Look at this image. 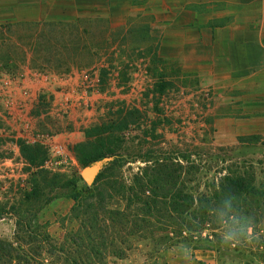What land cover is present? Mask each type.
Masks as SVG:
<instances>
[{
    "label": "rangeland",
    "instance_id": "374dc122",
    "mask_svg": "<svg viewBox=\"0 0 264 264\" xmlns=\"http://www.w3.org/2000/svg\"><path fill=\"white\" fill-rule=\"evenodd\" d=\"M8 4L0 39L12 58L0 76L39 74L53 84L23 116L0 106V238L35 247L36 225L47 224L62 243L91 217L73 214L67 196L94 190L108 169L99 190L113 191L109 208H127L121 236L133 245L106 264H261L264 57L255 31L264 41V0ZM26 146L38 149L34 165ZM97 149L104 155L83 166ZM239 179L262 196L240 201L234 218L222 220L219 207L209 218L206 201ZM186 212L198 229L182 226ZM244 224L255 229L251 240L234 237ZM200 238L212 240L214 261L191 258L207 245Z\"/></svg>",
    "mask_w": 264,
    "mask_h": 264
},
{
    "label": "trees",
    "instance_id": "16d2710c",
    "mask_svg": "<svg viewBox=\"0 0 264 264\" xmlns=\"http://www.w3.org/2000/svg\"><path fill=\"white\" fill-rule=\"evenodd\" d=\"M2 40L0 39V65H4V62L6 63L12 58ZM37 150V148L25 147V153L29 155V162L32 165L35 163L33 154ZM96 151L97 154L81 160L83 166L90 165L104 155L101 150L97 149ZM106 171L108 169L103 170L97 176L93 187L94 190H82L67 196V198L75 201V206L72 209L73 214L78 212L77 214L91 215V217L81 220L78 230L71 234L69 233L63 242L60 243L48 232L47 224H38L35 227V247L33 246L34 244H30L20 238L15 243L0 238V264H42L41 260L43 256L54 258L58 264H106L104 260L108 257L123 258L126 251L133 245L132 241L121 236V233H126V227L129 225L130 220H128L129 217L126 214L127 208L121 209L120 206L109 208L108 203L113 198L112 190H99L100 182L106 179ZM246 189L242 179H239L236 183L223 186V190L220 191L219 195L206 201L210 204L205 212L208 213L209 218L214 217L213 214L216 212V208L219 207L221 208V213H223L222 220H229L230 216L231 218L236 217L234 214L241 213L242 210L239 208L240 201H244L247 197L262 196L258 190ZM90 197L92 202H89ZM147 199L148 197H144L143 204L151 210L149 208L150 203L146 202ZM231 200L237 201L235 206H229ZM84 207L86 208L85 212L81 210ZM42 208L40 206L39 209ZM186 213L182 226L191 227L194 225L193 227L198 229V222L196 217H193L194 214L190 212ZM206 223L209 226L211 225L210 221ZM112 226H115L116 229L113 230ZM248 227L249 225L244 224L241 229L242 231H237L238 235H234V237L246 236ZM188 230L192 232L196 231L194 228H188ZM112 232L115 234L114 236L110 235ZM212 237H215V235L213 234ZM226 237L234 239L230 235ZM243 238L240 237V240L243 241ZM194 242L206 243L207 245L194 246L193 249L217 250L212 240L208 238L196 239ZM236 242H232V244L236 245ZM57 263L52 261V264Z\"/></svg>",
    "mask_w": 264,
    "mask_h": 264
},
{
    "label": "crops",
    "instance_id": "0c3cea01",
    "mask_svg": "<svg viewBox=\"0 0 264 264\" xmlns=\"http://www.w3.org/2000/svg\"><path fill=\"white\" fill-rule=\"evenodd\" d=\"M8 1L9 0H0V17L6 16V14L8 13L7 12L8 7H9ZM15 1H17V0H15ZM35 1H37V0H35ZM239 31L244 33V34L247 33V29L244 27L240 28ZM255 32H256V35L259 36L258 39L255 41L256 51H260L261 56L263 54V57H264V41H263V38L261 37L263 31L261 29H257ZM263 60H264V58H263ZM261 65H264V63ZM25 82H26V87L28 88L31 96L33 97V101L30 104V106H28V107L29 108L31 107V109L34 107L37 108L39 106V103H38L39 98L38 99L36 98L37 95H41V93L46 92L50 86H49L48 82L46 80H44V78L40 75H32V74L27 75ZM17 91L20 92L19 89H17ZM3 100H4L3 95L0 94V101H1L0 106L3 107L4 112H6L5 108H4ZM18 115L23 116L24 114H18ZM262 230L264 231V226H263ZM262 230H261V232H262ZM251 231H253V233H254L255 229L252 226H249L247 228V234H246L247 240L246 241L251 240V238H252L251 236L253 234V233L251 234ZM262 239H264V235H263ZM262 248L264 250V245L262 246ZM216 255H217V250H212V249H209V250L193 249L191 252V258L197 259L199 261H214ZM261 264H264V255H263V259L261 261Z\"/></svg>",
    "mask_w": 264,
    "mask_h": 264
},
{
    "label": "built area",
    "instance_id": "2783aa9c",
    "mask_svg": "<svg viewBox=\"0 0 264 264\" xmlns=\"http://www.w3.org/2000/svg\"><path fill=\"white\" fill-rule=\"evenodd\" d=\"M35 75V74H34ZM39 75V74H36ZM41 76V75H40ZM49 84L52 83V79L47 76H42ZM26 76L24 75H2L0 76V94L3 95V103L5 105V111L8 114L16 112L17 114H26L29 111L30 104L33 101V97L30 91L26 87ZM20 90V92L17 91ZM49 94V90L41 94ZM31 144V143H30Z\"/></svg>",
    "mask_w": 264,
    "mask_h": 264
},
{
    "label": "water",
    "instance_id": "95a60500",
    "mask_svg": "<svg viewBox=\"0 0 264 264\" xmlns=\"http://www.w3.org/2000/svg\"><path fill=\"white\" fill-rule=\"evenodd\" d=\"M100 168H101L100 164L87 168L83 173V177L86 180V182H91L92 179L94 180V177L96 173L100 170Z\"/></svg>",
    "mask_w": 264,
    "mask_h": 264
}]
</instances>
